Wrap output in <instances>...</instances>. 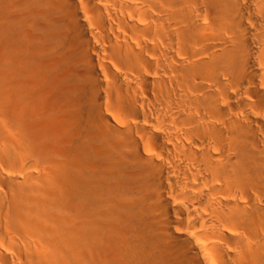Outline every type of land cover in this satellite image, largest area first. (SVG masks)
<instances>
[{"label": "bare ground", "instance_id": "bare-ground-1", "mask_svg": "<svg viewBox=\"0 0 264 264\" xmlns=\"http://www.w3.org/2000/svg\"><path fill=\"white\" fill-rule=\"evenodd\" d=\"M0 264H264V0H0Z\"/></svg>", "mask_w": 264, "mask_h": 264}]
</instances>
